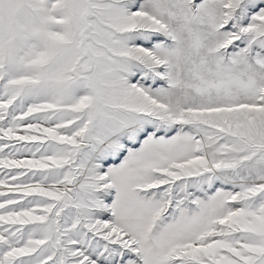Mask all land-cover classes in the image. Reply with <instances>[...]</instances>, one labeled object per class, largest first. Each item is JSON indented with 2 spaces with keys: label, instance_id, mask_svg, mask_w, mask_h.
I'll use <instances>...</instances> for the list:
<instances>
[{
  "label": "snow or ice",
  "instance_id": "6c2138e0",
  "mask_svg": "<svg viewBox=\"0 0 264 264\" xmlns=\"http://www.w3.org/2000/svg\"><path fill=\"white\" fill-rule=\"evenodd\" d=\"M0 264H264V0H0Z\"/></svg>",
  "mask_w": 264,
  "mask_h": 264
}]
</instances>
